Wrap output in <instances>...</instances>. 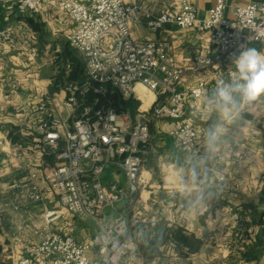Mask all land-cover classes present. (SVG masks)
<instances>
[{
	"label": "built area",
	"instance_id": "built-area-1",
	"mask_svg": "<svg viewBox=\"0 0 264 264\" xmlns=\"http://www.w3.org/2000/svg\"><path fill=\"white\" fill-rule=\"evenodd\" d=\"M43 1L0 0V6L12 7L19 13H36ZM56 6L71 23L66 39L82 56L85 70L80 80L62 85L64 98L59 103L62 113L50 93L37 102L40 116L36 130L54 160L47 186L58 203L53 208L42 209L41 220L34 226L35 241L23 245L13 264H139L133 257L136 241L130 231L129 217L126 213L107 217L105 210L122 203L132 212L141 188L140 176L149 159L153 121L164 118L174 121L168 134L189 156H200L208 130L187 114L186 101L203 100L210 91L214 93L217 82L228 78L230 57L241 45L264 43V0H248L245 5H237L232 16L225 14V0H215L206 16H199L188 0H179L177 8L159 13L146 9L142 3L124 0H57ZM143 18L151 29L165 23L193 29L214 45L216 51L196 54L191 65H183L174 58L169 40L131 35V26ZM32 39L30 31L22 37L16 27L0 25V46H24L34 60L37 49L30 45ZM203 70H208L209 76L181 86L188 72ZM137 83L154 96L150 108L137 116L129 106L119 108L107 97L116 90L122 102L139 99ZM14 89L16 84L12 83L2 93L0 110L6 108L5 101H12ZM27 105L25 99L13 103L14 115H25ZM226 148L237 161L248 160L255 153L244 142L227 143ZM122 154L124 157L120 158ZM108 164L120 167L126 186L117 180L102 179ZM216 180L232 198L239 197V181L222 172L216 173ZM11 187L13 196L0 202V219L11 210L10 220L16 222L20 212H27L31 204L44 200L46 185L37 180L34 171L15 179ZM67 213L91 218L97 231L89 239L80 240L72 231L54 228L53 224ZM253 228L248 209L231 211L230 220L223 226L227 237L223 250H230L243 231L251 233ZM172 245L173 241L169 240L162 247L168 252Z\"/></svg>",
	"mask_w": 264,
	"mask_h": 264
},
{
	"label": "crops",
	"instance_id": "crops-1",
	"mask_svg": "<svg viewBox=\"0 0 264 264\" xmlns=\"http://www.w3.org/2000/svg\"><path fill=\"white\" fill-rule=\"evenodd\" d=\"M127 3H142L153 13L177 8L179 0H124ZM199 16H206L215 0H188ZM57 0H44L42 8L36 13H19L12 7L0 6V25L16 27L22 37L33 33L30 45L37 49L33 60L24 46H0V101L8 85L16 84L12 101H5V109L0 110V202L13 196L12 182L29 171L37 173V180L46 185L44 200L33 203L27 212L12 222L11 210L0 219V264H13L23 251V245L35 241L34 226L40 222L43 208H53L58 200L47 186V178L54 168L50 151L40 140L36 122L40 116L36 105L46 93L54 97L57 108L64 98L59 86L54 90V74L42 60L40 52L48 48L57 54L64 45H69L66 35L71 23L60 13ZM248 0H225V14L232 16L237 5H245ZM32 23L35 26H32ZM131 35L145 39H167L171 43L176 61L191 65L196 54H211L216 51L204 36L193 29H183L172 23H165L158 29L148 27L145 18L131 26ZM248 46L264 51V43L252 42ZM56 54V55H57ZM85 70V69H84ZM67 73V69H65ZM84 74V72H83ZM209 76L208 70L188 72L181 86L194 84L200 77ZM139 99H130L131 112L137 116L140 111L150 108L153 94L138 86L135 87ZM210 91L203 99L188 98L187 114L196 124L208 131L219 125L214 149H210L207 139L202 144L199 157H191L182 151L178 141L168 134L175 124L171 119H161L150 124L152 132L151 149L146 167L141 173V188L130 212V220L166 226L178 225L192 232L200 239L197 251L178 255L174 244L164 255L144 263L137 243L133 255L139 264H264V96L245 105L239 118L224 122L215 110H209ZM27 100V111L23 116L14 115L12 104ZM244 142L253 147L254 156L248 160L237 161L232 158L226 144ZM213 167V170H209ZM120 167L112 164L110 176L105 181L120 178ZM225 173L230 179L241 184L240 195L232 198L227 189L221 188L216 173ZM125 176V175H124ZM127 185L125 177V185ZM126 208L118 209L125 213ZM249 210L253 232L243 231L242 236L231 244L230 250H223L227 240L223 226L230 220L231 211ZM24 225H27L24 227ZM53 227L60 231H72L80 240L89 239L92 231L82 216L67 213ZM93 233H92V232ZM156 228L154 230V234ZM254 258H250L251 253ZM176 253V255L174 254ZM94 256V253H91Z\"/></svg>",
	"mask_w": 264,
	"mask_h": 264
},
{
	"label": "clouds",
	"instance_id": "clouds-1",
	"mask_svg": "<svg viewBox=\"0 0 264 264\" xmlns=\"http://www.w3.org/2000/svg\"><path fill=\"white\" fill-rule=\"evenodd\" d=\"M227 79L217 82L208 100L210 110H215L221 121L231 122L241 115L245 105L264 96V51L241 45L230 57ZM219 125L209 129L207 141L214 149Z\"/></svg>",
	"mask_w": 264,
	"mask_h": 264
},
{
	"label": "trees",
	"instance_id": "trees-1",
	"mask_svg": "<svg viewBox=\"0 0 264 264\" xmlns=\"http://www.w3.org/2000/svg\"><path fill=\"white\" fill-rule=\"evenodd\" d=\"M29 22L32 26H35L31 20H29ZM60 54L63 56L64 63H69V69L66 73L64 68L58 78L57 76L54 77L55 81L53 83L54 87L51 88L52 90H54L55 87L59 88V86L63 85L66 81L80 80L83 77L85 69L82 56L76 50L71 49L67 44L63 46ZM107 97L119 108L129 106L132 103L131 100L122 102L116 90L110 91ZM128 210L131 212L129 207ZM156 226L157 224H145L139 220H130V231L137 243L138 251L144 263L151 262L157 256L164 255L160 248L161 245L169 240L173 241L174 249L178 255H187L198 250L201 241L194 233L185 231L178 225H171L165 226L162 236L156 238L154 234ZM249 257L254 258V254L251 253Z\"/></svg>",
	"mask_w": 264,
	"mask_h": 264
},
{
	"label": "rangeland",
	"instance_id": "rangeland-1",
	"mask_svg": "<svg viewBox=\"0 0 264 264\" xmlns=\"http://www.w3.org/2000/svg\"><path fill=\"white\" fill-rule=\"evenodd\" d=\"M61 53V52H60ZM40 56L41 58H43L42 60H49L51 59L50 64H48L51 67V71L53 72V74L55 75L54 77L58 76L63 72V69H66V63H64V59L63 56L61 54H57L55 51H52L51 48H48L46 50V52H40ZM57 54V55H56ZM112 170V164H108L102 174V179L105 181V179H108V176H110V172ZM119 183L121 185H125V176H124V172L120 171V178H119ZM124 205L122 203H115L113 206H109L106 208L105 213L107 217H112L115 216L116 214H118V209L122 210V207ZM125 213L127 214V216L130 218V210H128L126 208ZM83 221L84 223L91 228V230L97 231V226L95 224V222L89 218V217H85L83 216ZM91 231V232H92ZM92 232V233H93ZM134 257V255H133Z\"/></svg>",
	"mask_w": 264,
	"mask_h": 264
},
{
	"label": "water",
	"instance_id": "water-1",
	"mask_svg": "<svg viewBox=\"0 0 264 264\" xmlns=\"http://www.w3.org/2000/svg\"><path fill=\"white\" fill-rule=\"evenodd\" d=\"M123 157H124V154H122L120 156V158H123ZM165 226L166 225L164 223L157 224V226H156V232H155V237L156 238H160L162 236V234L164 232V229H165Z\"/></svg>",
	"mask_w": 264,
	"mask_h": 264
},
{
	"label": "bare ground",
	"instance_id": "bare-ground-1",
	"mask_svg": "<svg viewBox=\"0 0 264 264\" xmlns=\"http://www.w3.org/2000/svg\"><path fill=\"white\" fill-rule=\"evenodd\" d=\"M136 86H138V87H140V88L144 89L143 85H142V84H140V83H137V84H136ZM149 92H150V91H149Z\"/></svg>",
	"mask_w": 264,
	"mask_h": 264
}]
</instances>
